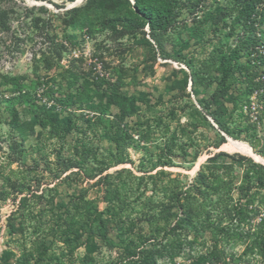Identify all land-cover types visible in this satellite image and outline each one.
<instances>
[{
  "label": "trees",
  "instance_id": "obj_1",
  "mask_svg": "<svg viewBox=\"0 0 264 264\" xmlns=\"http://www.w3.org/2000/svg\"><path fill=\"white\" fill-rule=\"evenodd\" d=\"M203 7H207L204 0H85L59 14L65 29H86L90 35L94 34L95 28L106 31L120 46L119 56H123L129 47L122 42L124 40L142 42L152 50L155 46L163 56L169 55L167 46L170 43L175 59L192 69L190 92L186 89L187 84H178L181 91L176 96L177 102L184 97L189 100L183 106H172L168 116L135 120L145 100L123 89L130 70L121 58L116 66L111 67V72L103 76L94 75L92 67L70 66L65 74L68 88H74L72 92L57 98L58 104L32 106L23 126L18 125L14 114L11 124L22 134L19 140L10 141L9 164L24 163L23 143L36 128L39 129L38 136L44 135L47 140L55 141V157L44 158V170H40L36 162L26 170H11L6 176L0 199L5 202L13 195L16 204L7 217V233L15 240L17 235L19 238L17 252L14 249L4 251L0 264H67L75 259L80 247H85L87 254L91 255L102 245H118L111 236L114 229L124 253L133 257V263L140 260L143 264H159L148 246L139 249L141 243L156 244L162 235L177 231L196 234L213 229L229 234L230 227L225 220L241 227L236 235L247 240L245 253L259 254L264 264L263 164L254 162L249 156L221 150L200 166L191 183L183 185L174 178L169 179L164 187L160 183L169 174L163 169L156 170L158 165L175 166L174 159L178 155L185 161L193 155L189 162L198 157V150L190 152L195 144L192 137L180 128L172 130L171 122L187 107L195 120L188 122L187 126L195 130L199 120L216 130V138L207 147L220 148L230 136L247 141L264 156V133L260 131L264 129V77L259 79L264 68V53L258 52L261 37L257 33L258 26L264 25V0H231L225 8L207 7L204 18L195 17V26L189 27L184 16L195 14ZM47 11L41 6L39 13L26 14L28 20L19 21L17 28L13 29L12 20H20L21 15L14 17L13 7L0 5V33L10 36L8 44L3 42L9 53L24 51L25 44L33 42L37 34L44 35L43 46L34 52L33 60L50 70L60 63L67 50L57 41V34H51L48 20L41 15ZM204 23L215 35L227 27V37L237 36V40L233 45L214 44L209 56L194 67L183 51L188 49L192 39L204 36ZM177 27L187 28L189 37L184 40L179 36L175 38ZM65 37L69 41L72 39L68 34ZM133 45L135 47V43ZM253 54L261 61L259 67L251 64ZM243 58L248 64L242 62ZM239 77L245 80L241 91L235 88ZM11 91L15 94L2 97L0 102L14 107L23 99L31 98L24 92L23 84H13ZM191 95L196 98V103L191 100ZM253 97L257 106L252 105ZM60 104L70 111L67 114L60 112L57 109ZM79 110L84 111L78 114ZM85 111L87 113L83 114ZM99 130L112 145L105 153H100L84 140L69 142V137L76 132L87 134ZM130 146L146 150L138 165L144 173L135 175L129 168L108 172L111 167L128 161ZM221 156L232 158L233 162L211 164ZM245 161H249L251 167L237 182L235 163L242 165ZM154 170L156 172L152 173ZM91 177L97 178L95 185L103 187L104 210L99 208V200L90 198L89 190L81 187L84 178ZM47 178L54 182L53 185L42 187ZM149 182L153 195L163 188L167 190H162L163 196L158 200L153 195L146 198L135 218L136 207L131 199L145 196L146 192L140 191V186H147ZM62 194L66 198H60ZM213 194L219 195L215 202L209 198ZM214 211L219 213L216 222L212 220ZM1 219L0 209V223ZM140 220L147 224L149 233L136 237L133 233ZM168 249L174 251V247ZM136 256L138 260H135ZM215 256L222 259L220 255Z\"/></svg>",
  "mask_w": 264,
  "mask_h": 264
},
{
  "label": "rangeland",
  "instance_id": "obj_2",
  "mask_svg": "<svg viewBox=\"0 0 264 264\" xmlns=\"http://www.w3.org/2000/svg\"><path fill=\"white\" fill-rule=\"evenodd\" d=\"M79 1V2H78ZM85 0H75L77 6L84 3ZM231 0H204V5L210 6H221L224 7L230 4ZM33 3H41L39 0H0V5L6 7H13L15 10L14 17L17 14L21 15L20 20L13 19L12 27L16 29L19 21L28 20L26 14L39 13L38 9L41 6L33 5ZM47 3V12H42L41 15L48 20L50 25L51 34H57V41L60 44L66 46V52L60 63L53 69H45L41 62H34V52L43 46L45 39L44 35H36L34 41L25 44L26 47L24 51H14L9 53V49L5 47L4 41L9 43L10 36L0 33V99L2 97H9L14 95L11 90L13 84L19 83L23 84L24 92L30 95L29 98L23 99L21 104L16 106H9L5 102H0V189L4 187V182L6 176L11 174V170H26L27 166H34L38 162V166L41 169L45 168V157L48 156L50 159H54V149L55 141L47 140L44 135L38 136L39 129L36 128L34 134H29L26 141L23 143L25 149V156L23 159L24 163L15 162L11 165L8 162L7 154H9L10 141L13 139H20L22 134L19 128H14L11 124L14 114L17 115L18 125L23 126L25 121L28 120L29 112L31 107L34 108L37 105L51 106L58 104L57 98H63L65 93L72 92L74 88L69 89L67 85L65 70L70 66L81 65L84 68L92 67L94 75L99 73L100 75L109 74L111 72V67L116 66L119 60H123V64L130 70V77L126 80V84L123 89L129 94H136L137 96L143 98L145 103L142 105L140 114L134 117V119L142 118H152L154 116H168L170 108L174 105L183 106L189 99L184 97L178 102L176 100L177 93L181 91L180 85L187 84V91L190 92L191 84V74L192 69L186 63L181 60L175 59L173 56L172 46L169 43L167 50L168 56H163L154 46V49L145 47V45L139 41L136 42L132 40H124V44L128 45L123 56H119L120 46L112 41L108 36L106 31H101L99 28L94 29V34L90 35L87 30H81L80 28H68L65 29L62 24L61 17L65 10L72 8L69 5L73 2H64V0H52L45 1ZM65 5L64 7H60ZM35 7V8H33ZM207 7L201 8L195 14H187L184 16L185 22L189 27L193 28L194 18L203 19L205 10ZM34 9V11H30ZM229 22V18L226 19ZM203 26L206 29L204 36L200 39H192L188 49L183 51L186 55V59L193 63V66H198L201 60L206 59L210 52L214 49V44L219 45V43L234 44L237 40V36L227 37L229 29L223 27L217 35L211 31L206 23ZM174 37H181V40L187 39L189 33L187 28L177 27L174 31ZM258 35L261 37L260 45L258 47V52L260 54L264 53V25H259L257 29ZM66 34L72 37L71 41L67 39ZM180 34V35H179ZM135 43V47L133 45ZM12 50V49H11ZM254 61L251 64H256L258 67L261 61L255 59V54L251 56ZM82 59V61H80ZM244 64H248L246 58L242 59ZM264 68H262L259 75V79L264 77ZM18 80V81H13ZM245 80L243 77H239L236 85V90L241 91L244 87ZM191 100L196 103V98L191 95ZM252 105H256V98L253 97ZM73 108V107H72ZM57 109L63 114H67L70 108H64L62 105H58ZM84 110L77 111L78 114L82 113ZM190 108H186L185 112L179 111L178 118L171 122L172 130L181 129L186 132L187 135L192 137L194 141V146L190 148V152H195L198 150V157L195 161L189 162L193 155L188 156V161H185L181 155L175 157V166H161L158 165L157 169H163L169 174V176H164V181L160 183L162 187L166 186L170 181L169 179H178L180 183L188 184L191 183L195 174L199 170L202 164H206L209 157L213 156L216 152L221 151L220 148H215L214 146L207 147V144L211 140L216 138V130L209 127L205 122L197 120L198 126L195 130L191 126H187L188 122L195 121L192 116L189 115ZM87 113L85 111L83 114ZM179 129V130H180ZM261 134L264 133V129H260ZM138 135L135 136L138 139ZM230 137V136H229ZM232 138V137H230ZM235 139V138H234ZM75 140L76 142L86 141L90 143L94 148L98 149L100 153L107 152L111 147L110 141L102 134L99 130L96 132L79 131L74 133L69 137V142ZM245 141L243 139H238ZM247 142V141H245ZM248 143V142H247ZM249 144V143H248ZM252 147V146H251ZM150 151L153 150V146L149 145ZM253 148V147H252ZM229 154H243L252 158L256 163L264 164L263 162L257 160L254 156L244 154L238 151H228L222 149ZM253 151L261 155L260 151ZM189 152V153H190ZM146 153L137 146H130L127 151L128 161L124 164L111 167L108 172L113 173L121 168H129L135 175H141L144 172L138 168V165ZM233 162L232 158L221 156L213 163H230ZM92 166H95L92 163ZM234 175L236 181L240 182L242 180V175L244 172L251 167L249 161L243 162L242 165L235 163ZM44 170V169H43ZM152 171V173L156 172ZM90 172V171H89ZM180 174V176H178ZM97 178H84L81 182V187L89 190V197L99 200V208L104 210L106 208V203L103 201L104 190L101 185H95ZM53 181L49 178L44 180L43 186L53 185ZM160 187V186H159ZM158 187V190L160 188ZM140 191L145 190V196L132 197V204L136 207L133 217H138L137 214L141 212L143 203L146 202V198L150 197L152 194L150 182L146 186L142 184L140 186ZM166 191L167 188H163ZM158 191L153 195L155 200H158L163 196V191ZM63 193V192H62ZM65 197L64 194L60 196ZM219 195L213 194L209 198L215 202ZM1 198V195H0ZM18 202V199L16 200ZM207 202H210L208 200ZM16 208L14 203V196L8 197L7 201L3 202L0 199V209L2 214V219L0 223V256L3 252L9 249H14L17 252L18 238L17 240L11 238L7 233V217ZM215 208V207H214ZM219 213L217 211L213 212L212 220L216 222ZM226 224L230 227L229 234L219 233L213 229H207L200 231L199 233H187L184 231H177L175 233H169V235H162L157 242L145 244H140L139 249L143 247H149L154 251L155 258L159 264H263L261 257L257 253L248 252L245 253L247 240L240 239L237 237V233L241 231V227L237 226L236 222H230L225 220ZM146 226V227H145ZM149 230L147 224H143L138 221L135 226L134 233L136 237L141 236V234H148ZM112 238L118 242V245L109 247L102 245L99 249L95 250L91 255L87 254L85 247H80L76 254L75 259H72L70 263L67 264H136L133 263V257L125 254L122 245L118 238V232L114 229L111 231ZM139 242L142 239L139 238ZM168 247H174V251H170ZM215 255L222 256V259H217ZM138 256L135 257V260ZM137 264H143L138 260Z\"/></svg>",
  "mask_w": 264,
  "mask_h": 264
},
{
  "label": "bare ground",
  "instance_id": "obj_3",
  "mask_svg": "<svg viewBox=\"0 0 264 264\" xmlns=\"http://www.w3.org/2000/svg\"><path fill=\"white\" fill-rule=\"evenodd\" d=\"M42 3H45V1H41V3H33L36 5H40ZM222 149L228 150V151H238V152H242L244 154H248V155H252L254 156L257 160L261 161L264 163V158L261 155L256 154L253 151V148L251 147L250 144H248L245 141L242 140H238V139H234V138H230L227 140L226 143H224L221 147Z\"/></svg>",
  "mask_w": 264,
  "mask_h": 264
},
{
  "label": "water",
  "instance_id": "obj_4",
  "mask_svg": "<svg viewBox=\"0 0 264 264\" xmlns=\"http://www.w3.org/2000/svg\"><path fill=\"white\" fill-rule=\"evenodd\" d=\"M81 1V0H80ZM79 2V1H78ZM33 5H36V4H33ZM36 6H46V7H48V5H47V3H42V4H40V5H36ZM70 7H75V6H77V3H72V4H70L69 5ZM215 124V123H214ZM227 138V140L229 139V136H227L226 137ZM222 150V149H221ZM264 165V164H263Z\"/></svg>",
  "mask_w": 264,
  "mask_h": 264
}]
</instances>
